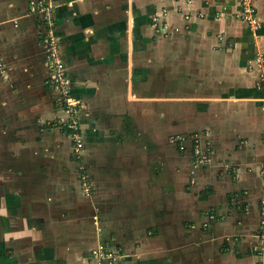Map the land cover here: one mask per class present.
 Returning <instances> with one entry per match:
<instances>
[{"label": "crops", "instance_id": "crops-1", "mask_svg": "<svg viewBox=\"0 0 264 264\" xmlns=\"http://www.w3.org/2000/svg\"><path fill=\"white\" fill-rule=\"evenodd\" d=\"M30 1L0 0V264H90L97 245L118 264H259L264 0L255 29L240 0H52L78 157Z\"/></svg>", "mask_w": 264, "mask_h": 264}, {"label": "built area", "instance_id": "built-area-1", "mask_svg": "<svg viewBox=\"0 0 264 264\" xmlns=\"http://www.w3.org/2000/svg\"><path fill=\"white\" fill-rule=\"evenodd\" d=\"M53 9L54 5L52 0H31L29 2L28 12L31 14L39 13L42 17V42L44 47V60L46 63L45 83L57 90L56 100L66 114V118L62 120L63 126L73 142V154L78 157L81 154L83 145L79 121V108L77 107V100L69 91L65 63L59 50V35L55 30L56 23L53 16ZM239 14L250 29H255L260 25L256 7L252 0H240ZM252 61L258 69L261 70L260 74L264 79V53L256 52L252 57ZM0 71H2L1 63ZM170 140L176 143L179 142V147H183V144L180 143L182 140L181 136L172 135L170 136ZM193 155L195 162H201L207 159V148L202 149L200 147V138L198 135L193 139ZM78 186L84 194L91 193L92 187L89 180V173L82 167L81 170H79ZM260 205L261 213L264 215V196L260 200ZM259 237L264 244V232L260 234ZM90 252L93 256L90 264H118V258L122 255V249L120 248H109L101 245L95 246ZM259 264H264V257Z\"/></svg>", "mask_w": 264, "mask_h": 264}, {"label": "rangeland", "instance_id": "rangeland-1", "mask_svg": "<svg viewBox=\"0 0 264 264\" xmlns=\"http://www.w3.org/2000/svg\"><path fill=\"white\" fill-rule=\"evenodd\" d=\"M80 166V165H79ZM81 168V166L79 167V169ZM84 169H86V167H83Z\"/></svg>", "mask_w": 264, "mask_h": 264}]
</instances>
